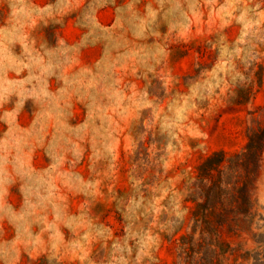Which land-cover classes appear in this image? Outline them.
I'll return each instance as SVG.
<instances>
[{"label": "rangeland", "instance_id": "1", "mask_svg": "<svg viewBox=\"0 0 264 264\" xmlns=\"http://www.w3.org/2000/svg\"><path fill=\"white\" fill-rule=\"evenodd\" d=\"M263 57L264 0H0V264H171L182 179L264 127L232 98Z\"/></svg>", "mask_w": 264, "mask_h": 264}, {"label": "trees", "instance_id": "2", "mask_svg": "<svg viewBox=\"0 0 264 264\" xmlns=\"http://www.w3.org/2000/svg\"><path fill=\"white\" fill-rule=\"evenodd\" d=\"M244 74L246 81L233 90L237 103L245 102L256 89L264 90V57L252 61ZM249 114L240 151L230 155L213 151L182 179L178 190L186 213L172 238H167L176 250L171 264H264V218L257 212L254 197L264 127L253 112ZM225 234L249 239L257 248L242 250L241 244L225 240Z\"/></svg>", "mask_w": 264, "mask_h": 264}]
</instances>
